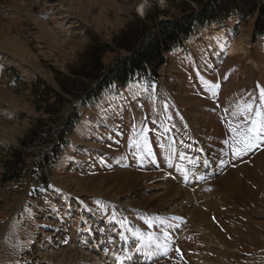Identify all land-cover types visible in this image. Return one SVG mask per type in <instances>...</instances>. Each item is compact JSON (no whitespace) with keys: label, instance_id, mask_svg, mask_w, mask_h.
<instances>
[{"label":"rangeland","instance_id":"rangeland-1","mask_svg":"<svg viewBox=\"0 0 264 264\" xmlns=\"http://www.w3.org/2000/svg\"><path fill=\"white\" fill-rule=\"evenodd\" d=\"M1 1L0 22L4 19L8 34L25 44L30 59L0 48V264H29L43 216L60 214L62 218L60 202L66 201L100 213L102 220L118 219L124 230L131 222L139 224L137 238L145 240L158 256L149 263L133 264H195L203 255L209 264H264V132L251 134L255 146L250 150L238 143L242 135H249L252 119L264 127V39L253 35L255 16L243 20L234 15L223 24L196 30L182 49L166 55L156 88L149 90L133 81L95 105L83 106L76 100L69 105L63 94L66 101L55 106L56 75L79 72L81 55L91 42L110 45L127 23L134 17L143 19L153 8L167 11L168 15L159 16L165 20L198 10L201 4L191 0H14L19 2L12 7ZM216 33L231 43L232 55L221 53L209 41L207 37L214 38ZM114 54H106L103 64L112 61ZM35 84L40 91L49 90V103L32 95ZM73 107L81 122L67 139L69 147L53 164H44L47 191L34 192L28 180L2 183V160L8 150L18 149L21 142L30 149L34 143L26 139L28 131L39 126L36 130L42 133L48 128L47 123L36 121L58 123ZM197 114V139L188 138L185 146L206 136L224 180L214 176L197 191L187 187L194 199H182L190 207L180 216L184 224L178 240L160 228L157 221L165 213L152 206L154 198L140 192L154 193L162 183L161 175L175 172L183 144L182 122L176 119L183 115L190 126ZM37 149L42 157L49 150L44 145ZM237 149L243 154L236 155ZM145 172L150 174L141 178ZM242 172L246 194L236 186ZM172 186L166 183L167 188ZM166 193L173 195L174 191ZM128 195L132 198L126 215L116 200ZM134 196L145 199L154 210H140ZM224 197L229 198L227 206L219 200ZM202 206L208 207L204 215L211 218L190 222L192 210ZM171 217V213L166 216ZM230 233L238 234L237 238Z\"/></svg>","mask_w":264,"mask_h":264},{"label":"trees","instance_id":"trees-1","mask_svg":"<svg viewBox=\"0 0 264 264\" xmlns=\"http://www.w3.org/2000/svg\"><path fill=\"white\" fill-rule=\"evenodd\" d=\"M191 1L201 4L200 9H189L179 16L160 20V15L165 16L169 13L153 8L143 19L134 17L127 23L112 39L110 45L100 46L96 41L91 42L81 55L79 72L72 70L67 75H56L55 80L59 89L58 92H53L55 106L66 101L63 94L67 95L69 105L75 100L83 106L93 105L117 87L125 88L134 78L148 89L156 88L160 82V70L166 54L182 49L183 44L196 30L223 23L232 15H238L243 20L255 16L253 35L256 39L264 38V0ZM118 50L122 51L117 52ZM121 52L124 54L120 55ZM108 53H115L114 59L104 65L102 61ZM43 92L47 94L43 95ZM32 93L37 98L42 96L44 103L48 102L51 95L48 89L40 91L36 84ZM80 122L74 107L71 114L66 118H59L58 123L41 119L36 121L38 124L47 123L48 128L42 133L36 130L39 126L28 131L26 139L29 140V144L34 143L29 146L30 149L21 142L18 149L8 150L7 157L2 160L1 182L28 180L34 192L39 188L47 190L44 164L45 162L53 164L58 159V154L69 147L67 139ZM53 125L55 127L52 128ZM39 145L49 148L43 153V157L42 154L37 155L40 152L37 151L40 150L37 149ZM35 172H38L37 181L33 179Z\"/></svg>","mask_w":264,"mask_h":264},{"label":"bare ground","instance_id":"bare-ground-1","mask_svg":"<svg viewBox=\"0 0 264 264\" xmlns=\"http://www.w3.org/2000/svg\"><path fill=\"white\" fill-rule=\"evenodd\" d=\"M4 2L13 7L17 6L19 1L17 2L14 0H4ZM139 9L141 10L142 7L140 6ZM2 13L3 11H0V15ZM1 20L0 48L8 50V52L11 51L10 53H14L20 58L30 59V56H28L29 52L25 44L19 42V40H17L16 38L11 37L8 34V24L6 23V21H4V19ZM207 38H209L210 42H212L216 46H219V50L221 51V53L227 56L232 55L233 52L231 49V43L227 39H224L219 33H216L214 35V38L213 36H208ZM31 60H33V58ZM184 119L185 118L183 115L178 116V118L176 119L178 124L179 122H182L180 130L183 132V148L179 147L177 164L174 165L175 168L173 169V171L175 172H172V174L168 175H161L162 183L154 189V193L148 191L140 192L141 196H152L154 198V203L152 206L160 208L161 214L165 213V215L163 214L164 216H161L162 220L157 221L160 225V228H165L167 232H169V234L176 236L178 240L181 238L180 235H178V232L184 224H182L183 220L180 219V216L184 215L183 210L190 207L189 205L185 206L186 204L182 203V199H184L185 202H192V199H194L193 196L189 193L187 187L193 189L194 191H197L201 188L204 181L210 180L214 176H219L221 180H224L223 170L219 166V161L213 158L211 151L208 149L209 143H207L206 136L205 138L201 137L199 142H191L188 146H185L188 143V138L193 139L196 135H198L199 115H195V120L191 122L190 126L185 122ZM261 136L264 135L261 134ZM216 146L221 147L219 145ZM178 172H181V176L177 174ZM149 174V172L142 173L141 178L146 177ZM156 174L158 175L159 173ZM192 176H194V178H192ZM182 177L185 178L183 179L184 182L181 181ZM245 179L246 177L244 175V172H242V175L236 181V186L241 190L243 194L247 193V191L243 187V182L245 181ZM167 182L171 183L173 186L167 188ZM226 188V190H230V187ZM170 191H174V194L172 195L170 193H166ZM80 193L81 195L83 194L82 191H80ZM231 196L233 195L231 194ZM134 197L137 198L136 203L137 207L140 210H147L149 213L154 210L152 206L147 204L145 199L138 198L137 196ZM170 197L172 198V201L169 200ZM130 198H132V196L128 195L116 200L119 203L123 214L127 215L130 210ZM228 199V197H224V199L219 200H221V203L223 202L224 204H226L224 206H227ZM239 199H241V197H239ZM60 204L61 208L63 207L62 218H60V214L57 216H43L42 230L38 235L39 240L36 241L32 249V258L30 260L28 259L29 264H132L133 262L149 263L152 259L158 256L156 253L153 254L147 248L145 240L137 238L136 232H140L141 230V226L139 224H134L133 222H131L130 228L124 231L120 223L116 220L105 222L100 219V213L84 212L81 209V206L77 207L76 205L71 204V201L62 203L60 202ZM192 211L193 213H191L189 217L190 222H207L208 218H211L204 215V213H206L205 211H208L207 206H202L201 208H196ZM170 213L173 217H171V219L166 218V216ZM215 213L216 212H214V214ZM211 231L217 234L214 228H212ZM110 235H112L113 237L110 238ZM229 235L232 238H237L238 236V234L235 233H230ZM161 242L162 244L164 243L163 239H161L159 243ZM218 244L225 246V244L220 241H218ZM138 245L139 248L137 249ZM163 245L165 247V244ZM220 261H222V263H227L226 260ZM196 263L209 264L205 255H203L201 259L198 256V258L196 259Z\"/></svg>","mask_w":264,"mask_h":264},{"label":"snow or ice","instance_id":"snow-or-ice-1","mask_svg":"<svg viewBox=\"0 0 264 264\" xmlns=\"http://www.w3.org/2000/svg\"><path fill=\"white\" fill-rule=\"evenodd\" d=\"M261 100L264 101V92L261 93ZM243 111V109H242ZM260 115V112L257 111V116ZM251 127L247 129V132L249 135H242L241 138L238 140V143L242 144L245 149L250 150L252 147L255 146L254 140L255 136L251 135L252 133H261L264 132V127H261L257 124V121L255 119H252L250 121ZM235 133V129H230ZM236 155H241L243 154L239 149L236 150Z\"/></svg>","mask_w":264,"mask_h":264}]
</instances>
